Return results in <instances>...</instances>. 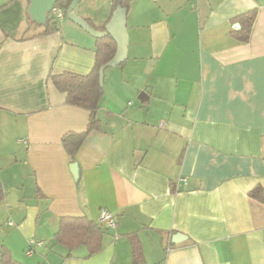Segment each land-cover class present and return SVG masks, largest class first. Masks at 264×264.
<instances>
[{
  "label": "crops",
  "instance_id": "1",
  "mask_svg": "<svg viewBox=\"0 0 264 264\" xmlns=\"http://www.w3.org/2000/svg\"><path fill=\"white\" fill-rule=\"evenodd\" d=\"M125 2L128 57L106 69L100 128L72 161L62 137L90 111L51 76L90 74L98 38L67 11L43 33L30 0H0V264L3 251L16 264H264V202L251 195L264 188V0ZM116 6L76 12L103 30ZM103 208L116 228L99 223ZM62 217L99 223V250L58 241ZM33 237L45 246L27 255Z\"/></svg>",
  "mask_w": 264,
  "mask_h": 264
},
{
  "label": "trees",
  "instance_id": "2",
  "mask_svg": "<svg viewBox=\"0 0 264 264\" xmlns=\"http://www.w3.org/2000/svg\"><path fill=\"white\" fill-rule=\"evenodd\" d=\"M73 0H59L56 4L64 11H67ZM115 5L125 7V0H114ZM116 6V7H117ZM257 10H251L242 15L243 26L237 35L246 40L250 35L253 21L256 17ZM59 20L55 16H49L45 24H39L43 27V33L58 28ZM117 50V43L112 36H106L98 39V50L96 65L93 71L88 75H77L72 73H63L61 75H52L54 85L66 93V102L71 105L80 106L90 111V120L87 129L84 132L70 131L63 135L62 143L68 151L71 160L75 161L76 153L93 130L100 128V120L97 116L100 107L103 89L99 83L100 68L110 61ZM251 195L264 202V188L261 186L251 190ZM2 190L0 188V199ZM103 228L101 225L87 217H62L59 223V229L56 233V239L64 242L70 247L85 243L89 246L90 252L99 250L101 246V237ZM133 253L135 258L140 256L141 251L138 243L133 240ZM171 242V240H170ZM3 264H16L7 251L2 253Z\"/></svg>",
  "mask_w": 264,
  "mask_h": 264
},
{
  "label": "water",
  "instance_id": "3",
  "mask_svg": "<svg viewBox=\"0 0 264 264\" xmlns=\"http://www.w3.org/2000/svg\"><path fill=\"white\" fill-rule=\"evenodd\" d=\"M59 0H30L29 5V14L32 19L40 24H45L49 17V14L53 8V6ZM81 0H73L67 9L68 17L79 24L82 28H84L87 32L92 34L96 38H103L106 36H112V38L117 43V50L113 58L105 63L99 71L100 74V84L104 86V77L105 71L107 68L112 66H117L120 63L124 62L128 57V46H129V32L127 28V8L118 5L113 12L111 19L105 25V29H96L92 25L88 23L86 19L81 17L76 12V7ZM236 26H239L237 23ZM144 95V93H142ZM143 99V96L139 97ZM73 173L77 176L78 170L77 165L73 164ZM181 234L177 233L173 236V241L176 242V239L179 238Z\"/></svg>",
  "mask_w": 264,
  "mask_h": 264
},
{
  "label": "built area",
  "instance_id": "4",
  "mask_svg": "<svg viewBox=\"0 0 264 264\" xmlns=\"http://www.w3.org/2000/svg\"><path fill=\"white\" fill-rule=\"evenodd\" d=\"M52 14L58 20H61L66 16V12L58 5L53 6ZM182 180L186 183V179L183 178ZM99 223H101L102 225L106 226L109 229L111 228L113 229L117 227L118 220L111 211L103 208L100 211ZM9 224L14 225V221H10ZM43 246H45V241L33 237L29 239L28 246L25 252L27 255H33L34 253L37 252L38 248H41Z\"/></svg>",
  "mask_w": 264,
  "mask_h": 264
}]
</instances>
